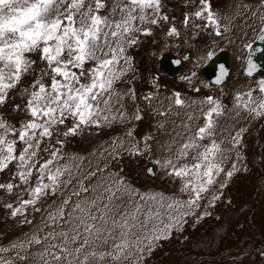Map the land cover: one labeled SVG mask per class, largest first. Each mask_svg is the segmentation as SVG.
<instances>
[{"label":"snow or ice","instance_id":"1","mask_svg":"<svg viewBox=\"0 0 264 264\" xmlns=\"http://www.w3.org/2000/svg\"><path fill=\"white\" fill-rule=\"evenodd\" d=\"M184 2L194 5L183 13L185 29H212L215 36L227 30L209 0ZM253 15L262 22L257 36L264 46V0ZM175 20L163 11L162 0H0V204L29 225L31 213H43L24 239L0 244V264H145L158 242L187 217L211 215L202 210L221 200L227 187L219 182L221 174L230 179L241 171L236 162L241 157L233 161L232 152L241 148L245 129L230 133L225 146L217 139L221 100L212 94L186 99L173 91L170 106L159 112L165 121L157 122L167 141L151 133L138 138L139 99L151 103L154 95L138 98L135 88L118 90L121 82L135 79L129 76L137 71L131 50L142 38L164 25L167 37L181 38ZM245 47V75L253 77L260 70L252 59L257 49ZM197 51L195 57L185 52L172 60L177 71L186 67L180 80L196 94L203 69L217 57L211 45ZM216 68L212 81L201 82L204 88L225 83L229 70ZM158 79L152 77L157 89ZM233 107L264 118V79L236 93ZM114 127L123 133L97 149L102 163L86 167L85 158L67 151L73 138ZM157 143L159 173L150 163L145 174L178 182L179 195L142 191L124 167H113L125 156L153 155ZM54 198L55 207L49 203Z\"/></svg>","mask_w":264,"mask_h":264},{"label":"rangeland","instance_id":"2","mask_svg":"<svg viewBox=\"0 0 264 264\" xmlns=\"http://www.w3.org/2000/svg\"><path fill=\"white\" fill-rule=\"evenodd\" d=\"M209 2L212 10L218 16L217 5L226 8V5L234 4L235 0H209ZM244 2L246 1L244 0ZM162 3L163 11L170 17L176 18L175 22L181 30V38L167 37L165 35L167 25L156 27L153 36L142 38L141 46L131 50L137 71L130 72L129 76L134 75L135 79L128 83L121 82L118 85L120 92L135 88L138 98L148 94L154 95L151 103L139 99V106L143 109V119L137 123V137L151 133L161 142L167 141V132H158L157 122L165 121L166 118L160 116L159 112L170 106V96L173 91L181 92L182 98L186 99L212 94L221 100L224 105V113L216 118L217 139L223 140L225 146L228 144L230 133L239 128H243L245 131L242 134L241 148L234 149L232 152L233 161L236 160L237 155L241 157L236 161L241 171L235 172L230 179L223 173L221 174L219 182L227 185L223 189L224 194L221 200L215 202V207L205 205L202 210L211 213V215L203 216L199 220L194 216L187 217L186 223L175 228L169 239L158 242V246L146 258L145 264H233L232 260L240 253H243V257L239 258L238 264H264V256L260 254L264 252V185L262 184L264 183V159L263 161L258 160L261 162L258 166L253 163L254 157L260 153L264 155V118L252 119L246 113L233 107V97L236 93L244 92L250 86H254L255 82L264 79V77L258 76L246 77L242 71L244 63L240 59L244 53L247 57L248 49L245 45L250 44L257 36L258 28L237 21L236 11L240 9V13L248 14L250 9L241 6L230 11L226 17L219 16L222 30L227 29L221 36L209 34L212 29H185L181 23L183 13L190 11L194 5H186L184 0H162ZM233 21L236 24H233ZM197 23L200 22L197 21ZM261 23L260 21L256 26L260 27ZM239 26L242 30L236 28ZM234 35L237 38L228 37ZM165 43L169 45L167 50L164 48ZM226 43L228 48L234 45L233 49L237 48V54L233 53V60L229 67V80L227 79L220 86L212 85L216 91L204 88L201 83L204 80L200 77L197 84L201 86V91L198 94L192 93L190 88L181 82L180 76H169L170 74L160 67L158 57L161 54L170 53L179 57L185 52H190L195 57L197 49L204 50L205 45H211L217 52L220 49H226ZM185 71L186 67L183 66L181 75ZM157 75L159 76L158 89L153 87L152 81V77ZM126 103L131 109L132 101L127 100ZM238 112L239 114H237ZM172 119L177 118L172 117ZM166 127L168 131H171L173 125L169 122ZM122 133L121 127L91 129L83 137L73 138L67 146V151L69 154L85 158L86 167H94L96 163H102L104 159L102 152L98 153L97 149L107 147L110 140L117 138ZM155 150L151 156L134 158L125 156L121 163L113 164V167H124L130 181L142 191L179 195L178 182H170L169 178L162 174L159 179L145 174L144 167L149 163L156 167L159 173V167L154 164L156 156L159 155V143L155 145ZM88 161H91L90 165L87 163ZM231 162L225 163L226 170L230 169ZM49 203L55 207L58 199L54 198ZM244 205H247L246 209H243ZM42 215L43 213H31L28 218L33 219V225L25 224L23 217H11L9 210L0 204V244L7 246L24 239L30 232L35 231L34 225L40 223ZM247 233H254L257 236L256 241H247L244 248L233 251L244 241Z\"/></svg>","mask_w":264,"mask_h":264},{"label":"water","instance_id":"3","mask_svg":"<svg viewBox=\"0 0 264 264\" xmlns=\"http://www.w3.org/2000/svg\"><path fill=\"white\" fill-rule=\"evenodd\" d=\"M253 46L257 49V52L255 54H253L252 59L260 67V70L254 72V75L255 74H263L264 75V56H262V58H260L261 55H259L261 48L264 46H262L260 44L258 38L254 42ZM164 55L166 56V59L163 61H161V60L159 61L160 67L163 70H165L166 72L173 74L176 71V66H174L172 64V60L174 58H176L177 56H174L170 53H165ZM217 64H222L225 66L226 69L229 70L230 63H229V55H228L227 51H221L216 58L215 64L209 65L208 67L203 69V75L207 79H209L210 81H212L214 79V77L217 73V68H216ZM244 72H245V67H244ZM149 165H150V163L147 166H149ZM145 167H144V169H145Z\"/></svg>","mask_w":264,"mask_h":264},{"label":"crops","instance_id":"4","mask_svg":"<svg viewBox=\"0 0 264 264\" xmlns=\"http://www.w3.org/2000/svg\"><path fill=\"white\" fill-rule=\"evenodd\" d=\"M246 2H244V0H235V3L234 4H232V5H230V6H227L226 5V8H224L223 6H221V5H217L218 6V16H224V17H226V15L230 12V11H232V10H234V9H238L239 7H241V6H245V7H249L250 9H249V12H248V14H243V13H240V9L238 10V11H236V15L238 16V21L239 22H244L245 24H247V25H250L251 27H255L256 29L257 28H259L258 26H256V25H259V22L261 21L260 19H258L256 16H254L253 15V12L254 11H256V10H258V8H259V4H260V0H255V1H252V0H245ZM225 3H226V1H225ZM236 7V8H235ZM221 12V13H220ZM220 13V14H219ZM232 14V13H231ZM227 19H228V17H227ZM248 20L250 21L249 23H248ZM228 21L226 20V23H227ZM237 22V21H236ZM233 24H236V23H234V21L232 22ZM234 27V26H233ZM237 28V27H236ZM241 29V28H240ZM239 29V30H240ZM242 30V29H241ZM241 33H242V31H241ZM240 33V34H241ZM243 34V33H242ZM228 37H233V39L234 38H236L235 37V35L234 36H228ZM227 37V38H228ZM226 38V37H225ZM231 40V39H230ZM232 41H234V40H232ZM232 47V48H231ZM231 47H229L232 51H236L237 50V48H235V49H233L234 48V45L233 46H231ZM201 51H203V50H201ZM231 63H232V61H231Z\"/></svg>","mask_w":264,"mask_h":264},{"label":"flooded vegetation","instance_id":"5","mask_svg":"<svg viewBox=\"0 0 264 264\" xmlns=\"http://www.w3.org/2000/svg\"><path fill=\"white\" fill-rule=\"evenodd\" d=\"M258 38V36H255V38L253 39V41H251V43L250 44H252L253 45V43L256 41V39ZM173 55V54H172ZM175 56V55H174ZM183 69V66H181V68H180V70L179 71H177L176 70V72H174L173 74H171V75H173V76H181V70ZM242 71H243V74L245 75V72H244V64H243V68H242ZM166 73H168V72H166ZM183 73V72H182ZM229 74H230V72H229ZM171 75H169V76H171ZM246 76V75H245ZM248 77V76H247ZM203 80H204V82H208L205 78H203V77H201ZM229 80V79H228ZM210 81V80H209ZM212 85H215V84H212ZM212 85L209 87L210 88V90H215L213 87H212ZM216 91V90H215ZM263 146L261 147V151H262V153H263ZM259 159H261V161H263V159H264V155L263 154H259V155H257L256 157H254V159H253V163H255L257 166L259 165V163L261 164V162L260 161H258ZM255 160V161H254ZM258 161V162H257ZM261 171H263V169L261 168ZM264 172V171H263ZM264 179V178H263ZM263 185H264V183H262ZM258 202V201H257ZM246 206L247 205H244L243 206V209H246ZM256 238H257V236L256 235H254V233L253 234H249V233H247V235L245 236V238H244V241H242L240 244H239V246L237 247V248H235L233 251H236L237 249L238 250H241L242 248H244L245 247V244H246V242L247 241H256ZM237 250V251H238ZM241 254H242V256H241ZM243 257V253H240V254H238L237 256H235L234 257V259L232 260V262L231 263H235V264H238L239 262H238V260H239V258H242ZM257 264H259V263H257Z\"/></svg>","mask_w":264,"mask_h":264},{"label":"bare ground","instance_id":"6","mask_svg":"<svg viewBox=\"0 0 264 264\" xmlns=\"http://www.w3.org/2000/svg\"><path fill=\"white\" fill-rule=\"evenodd\" d=\"M230 2V1H229ZM226 4V3H225ZM236 8V7H235ZM238 21V20H237ZM239 23V22H238ZM237 28H241L240 26L239 27H237ZM245 28V27H244ZM242 29V28H241ZM240 29V30H241ZM244 30V29H243ZM247 31V30H246ZM237 32V31H236ZM236 32H234V33H236ZM233 35V34H232ZM244 35V34H243ZM227 38V37H226ZM236 38H237V36H236ZM225 39V38H224ZM231 39V38H230ZM240 40H241V38H240ZM253 41V40H252ZM236 42V41H235ZM240 42V41H239ZM233 43V42H232ZM254 44V43H253ZM233 45V44H232ZM225 47H227L226 49H220V50H218L217 51V56H218V54L221 52V51H227V53H228V55H229V63L231 64V60H233V53L236 55L237 54V50L236 51H232L231 49H229L228 48V44L226 43L225 44ZM232 48V47H231ZM244 53V52H243ZM199 53L197 52L196 53V56L198 55ZM238 56V55H237ZM247 57H248V53H247ZM247 57H246V54L244 53L243 55H241L240 56V59H242V63H244L245 62V60L247 59ZM217 58V57H216ZM246 58V59H245ZM260 58H262V56H260ZM242 63H241V65H242ZM176 72V71H175ZM229 72H230V70H229ZM168 74H170L171 75V73H168ZM255 76H258V77H264V75L263 74H255V75H253V77H255ZM200 77H203V78H205L208 82H209V79H207L203 74L200 76ZM229 77V76H228ZM247 77V76H246ZM248 78H252V77H248ZM228 79V78H227ZM227 81V80H226ZM225 81V82H226Z\"/></svg>","mask_w":264,"mask_h":264}]
</instances>
